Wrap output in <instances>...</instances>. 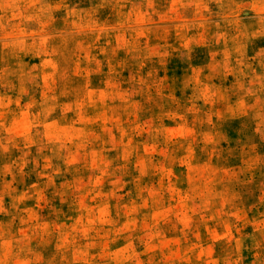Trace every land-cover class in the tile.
Returning a JSON list of instances; mask_svg holds the SVG:
<instances>
[{
	"label": "rangeland",
	"instance_id": "374dc122",
	"mask_svg": "<svg viewBox=\"0 0 264 264\" xmlns=\"http://www.w3.org/2000/svg\"><path fill=\"white\" fill-rule=\"evenodd\" d=\"M0 264H264V0H0Z\"/></svg>",
	"mask_w": 264,
	"mask_h": 264
}]
</instances>
